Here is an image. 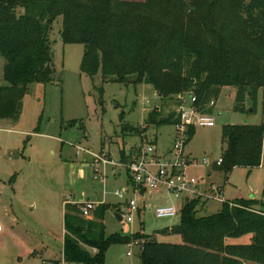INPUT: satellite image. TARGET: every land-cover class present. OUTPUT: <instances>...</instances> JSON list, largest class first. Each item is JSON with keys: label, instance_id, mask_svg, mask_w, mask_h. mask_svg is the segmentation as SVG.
Returning a JSON list of instances; mask_svg holds the SVG:
<instances>
[{"label": "trees", "instance_id": "trees-1", "mask_svg": "<svg viewBox=\"0 0 264 264\" xmlns=\"http://www.w3.org/2000/svg\"><path fill=\"white\" fill-rule=\"evenodd\" d=\"M58 17L62 41L84 47L80 71L93 77L100 70L104 84L131 80L152 86L162 99L191 92L201 106L230 86L236 90L234 110H243L246 97L254 110L260 90L264 96V0H0L5 60L0 120L19 116L30 84L51 81L48 36ZM175 122L176 111L164 116L153 108L143 132ZM121 131L139 132L128 125ZM221 138L222 163L215 171L227 176L235 167L261 165L264 119L258 126L225 125ZM121 159L129 156L123 153ZM204 204L200 198L184 203L179 224L164 230L180 235L182 244L158 243L140 233L106 236L102 221L108 204L96 207L93 220L66 204L62 260L104 264L110 246L135 240L142 244L140 264H264V207L242 198L225 200L217 213L199 217L197 208ZM249 234V244L225 243Z\"/></svg>", "mask_w": 264, "mask_h": 264}, {"label": "rangeland", "instance_id": "rangeland-1", "mask_svg": "<svg viewBox=\"0 0 264 264\" xmlns=\"http://www.w3.org/2000/svg\"><path fill=\"white\" fill-rule=\"evenodd\" d=\"M61 30L62 17H58L48 36L53 62L51 81L30 84L19 116L0 120V264H76L62 260L63 216L66 204L88 201L97 206L109 205L102 221L106 236L140 233L158 243L182 244L180 235L164 232L179 224L181 198L165 192L133 195L124 170L113 176L109 167L100 166L106 177L94 179L91 157L104 153L118 161L121 154L128 156L144 143H151L158 156L169 157L173 127L149 126L144 132L143 128L153 108L163 111L164 116L176 111L182 92L162 99L150 85L135 86L131 80L127 81L129 84H104L100 70L89 77L80 71L83 45L65 44ZM4 65L0 56V86L5 84ZM235 92L230 86L221 89L212 111L213 127H195L183 150V156L192 162L187 166L186 177L195 179L200 190L221 188V200L242 198L264 207V143L259 167H235L227 176L214 170L224 150L222 127L242 125L245 121L258 126L264 119L262 90L254 110L248 97L243 110H234ZM123 125L139 132L123 135ZM204 160L207 164H203ZM123 188L129 189L125 198H135L140 206L133 223L114 217V213L125 212L126 201L114 196ZM162 204L174 206L178 214L157 218L154 209ZM220 208V202L210 199L197 208V216L215 214ZM93 215L94 212L82 219L93 220ZM250 240L249 234L227 238L225 243L249 244ZM137 250L133 248L134 256L128 258L124 256L126 245H112L104 264H140Z\"/></svg>", "mask_w": 264, "mask_h": 264}, {"label": "built area", "instance_id": "built-area-1", "mask_svg": "<svg viewBox=\"0 0 264 264\" xmlns=\"http://www.w3.org/2000/svg\"><path fill=\"white\" fill-rule=\"evenodd\" d=\"M215 101L211 100L207 105H198L197 98L191 92H184L179 96V105L176 109V122L173 127V145L168 151L169 157H160L156 154L155 147L152 144L144 143L142 146L133 150L128 156V161H123L120 157L118 161H114L109 155L104 153L91 154L93 157V175L94 179H104L106 177L104 170L100 166L109 167L110 173L115 176L124 170L128 175V183L131 184V193L141 194L143 191L154 194L173 195L175 198L182 199L183 204L190 202L196 198L201 200L216 199L222 203L221 189L209 187L207 190H200L195 179L186 177L187 166L192 165L186 157L183 156V150L189 141L190 130L195 127L210 128L214 126L212 112H205L208 109H214ZM222 163L221 157L216 162V166ZM203 164H207L204 160ZM129 189L123 188L116 191L114 196L124 199L125 212L120 213L122 221L133 223L135 215H138L140 206L135 198L126 199ZM204 201V200H203ZM103 203H98L101 205ZM182 204V205H183ZM78 214L82 218H89L91 213L96 209V203L83 202L75 204ZM157 218H170L178 214L177 209L172 205H158L154 209ZM1 230V224H0ZM126 245L127 251L125 257L134 256L133 248H137L138 256L142 250L141 242L131 240Z\"/></svg>", "mask_w": 264, "mask_h": 264}, {"label": "water", "instance_id": "water-1", "mask_svg": "<svg viewBox=\"0 0 264 264\" xmlns=\"http://www.w3.org/2000/svg\"><path fill=\"white\" fill-rule=\"evenodd\" d=\"M252 111V109L250 110V112ZM244 124H247L246 121L244 122ZM114 217L116 218L117 221H122V217L119 213H114Z\"/></svg>", "mask_w": 264, "mask_h": 264}, {"label": "crops", "instance_id": "crops-1", "mask_svg": "<svg viewBox=\"0 0 264 264\" xmlns=\"http://www.w3.org/2000/svg\"><path fill=\"white\" fill-rule=\"evenodd\" d=\"M127 1H133V0H127ZM141 1H142V0H141ZM139 2H140V1H139ZM262 155H263V152H262ZM127 182H128V181H127ZM221 194H222V189H221ZM103 204H104V203H103ZM151 209H152L151 207H149V206L147 207V210H148V211H151Z\"/></svg>", "mask_w": 264, "mask_h": 264}]
</instances>
